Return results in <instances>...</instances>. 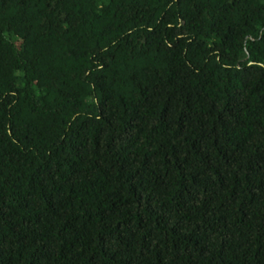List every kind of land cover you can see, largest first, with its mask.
Segmentation results:
<instances>
[{"label": "trees", "instance_id": "trees-1", "mask_svg": "<svg viewBox=\"0 0 264 264\" xmlns=\"http://www.w3.org/2000/svg\"><path fill=\"white\" fill-rule=\"evenodd\" d=\"M0 264H264V0H0Z\"/></svg>", "mask_w": 264, "mask_h": 264}, {"label": "rangeland", "instance_id": "rangeland-1", "mask_svg": "<svg viewBox=\"0 0 264 264\" xmlns=\"http://www.w3.org/2000/svg\"><path fill=\"white\" fill-rule=\"evenodd\" d=\"M115 38L112 37V38H108V39H103V40H100L99 41V45L101 47H106L108 44H110Z\"/></svg>", "mask_w": 264, "mask_h": 264}]
</instances>
